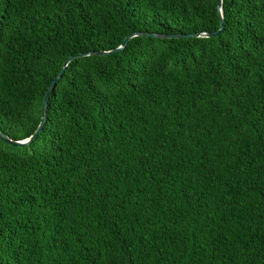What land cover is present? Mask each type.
I'll return each mask as SVG.
<instances>
[{
	"label": "trees",
	"instance_id": "trees-1",
	"mask_svg": "<svg viewBox=\"0 0 264 264\" xmlns=\"http://www.w3.org/2000/svg\"><path fill=\"white\" fill-rule=\"evenodd\" d=\"M70 56L0 139V264H264V0H0L8 138Z\"/></svg>",
	"mask_w": 264,
	"mask_h": 264
},
{
	"label": "water",
	"instance_id": "water-1",
	"mask_svg": "<svg viewBox=\"0 0 264 264\" xmlns=\"http://www.w3.org/2000/svg\"><path fill=\"white\" fill-rule=\"evenodd\" d=\"M220 6H221V0H218V10H219V13H220ZM224 28V21L221 19V26L218 30L214 31V32H210V33H204V34H201V33H189V34H165V35H161V34H155V33H152V34H149V33H146V32H139V33H134V34H129L125 37V39L123 40L122 44L113 49V50H110V51H92V52H85L83 54H79L77 56H80V55H88V54H108V53H112V52H115L117 50H120L122 48L125 47V45L127 44V41L133 36V35H152V36H161V37H196V36H200V35H204V36H214L218 33H220ZM74 56H70L68 57L64 64H63V68L62 70L60 71V73L51 81L46 93H45V96L43 98V102H42V109H41V119H40V123L37 127V129L34 131V133L27 139L25 140H13V139H10L8 138L4 133H2L0 131V139H2L3 141L5 142H8L12 145H23V144H28L30 143L31 141H33L36 136L39 134V132L41 131L44 123H45V120H46V108H47V101H48V97H49V93L51 91V89L53 88V86L55 85V82L61 77L62 75V72L64 71L67 63L73 59Z\"/></svg>",
	"mask_w": 264,
	"mask_h": 264
}]
</instances>
